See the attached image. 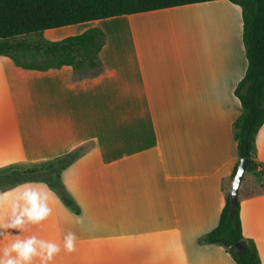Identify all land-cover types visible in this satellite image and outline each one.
<instances>
[{"label":"crops","instance_id":"1","mask_svg":"<svg viewBox=\"0 0 264 264\" xmlns=\"http://www.w3.org/2000/svg\"><path fill=\"white\" fill-rule=\"evenodd\" d=\"M199 10L215 11L219 20L211 28L187 22ZM95 25L105 41L103 69L94 76L76 79L69 65L26 69L0 55V175L86 145L61 172L78 212L42 181L0 190L9 193L0 223L10 222L21 185L47 186L52 209L23 231L0 229V253L36 235L61 246L51 264H237L225 247L198 238L217 225L238 160L233 123L242 108L234 88L247 65L241 7L210 0L41 36L60 40ZM254 160L264 165V121ZM238 202L242 234L264 264V173L245 172ZM68 232L77 236L73 252L63 249Z\"/></svg>","mask_w":264,"mask_h":264},{"label":"trees","instance_id":"2","mask_svg":"<svg viewBox=\"0 0 264 264\" xmlns=\"http://www.w3.org/2000/svg\"><path fill=\"white\" fill-rule=\"evenodd\" d=\"M210 0H0V55L26 69L46 70L69 65L76 79L99 74L102 63L99 53L104 33L92 27L85 31L50 41L41 35L46 29L81 22L133 14L155 9ZM241 7L242 42L247 65L243 77L234 88L242 111L233 123L238 160L248 159L247 172L256 173L254 160L255 135L264 121V0H229ZM37 34L36 41H16L19 36ZM92 70V72H87ZM86 149L79 146L54 161L41 166L11 170L0 175V188L26 181L45 182L71 210L79 206L61 181V172ZM200 244H218L227 249L237 264H261L255 244L243 236L239 202L233 207L229 193L217 225L198 238ZM241 242L236 252L233 244Z\"/></svg>","mask_w":264,"mask_h":264},{"label":"clouds","instance_id":"3","mask_svg":"<svg viewBox=\"0 0 264 264\" xmlns=\"http://www.w3.org/2000/svg\"><path fill=\"white\" fill-rule=\"evenodd\" d=\"M46 188L47 186L21 185L14 189L17 196L11 203L10 222L0 223V229L11 228L23 231L28 225L40 224L46 220L52 212L48 204ZM8 195L9 193H0V205ZM77 222L82 223L83 217H78ZM76 240L75 233H66L63 237V249L67 252L75 251ZM60 251L59 244L32 235L17 239L4 248L0 253V264H33L34 258L39 259V264H51Z\"/></svg>","mask_w":264,"mask_h":264},{"label":"water","instance_id":"4","mask_svg":"<svg viewBox=\"0 0 264 264\" xmlns=\"http://www.w3.org/2000/svg\"><path fill=\"white\" fill-rule=\"evenodd\" d=\"M248 165V159L242 158L239 160L234 176L232 177L231 187L229 189V201L231 205L234 207L238 202L239 195V187L242 183L244 174L246 172ZM233 248L236 252H240L242 250L241 242H236L233 244Z\"/></svg>","mask_w":264,"mask_h":264},{"label":"rangeland","instance_id":"5","mask_svg":"<svg viewBox=\"0 0 264 264\" xmlns=\"http://www.w3.org/2000/svg\"><path fill=\"white\" fill-rule=\"evenodd\" d=\"M201 10H204V9H201ZM207 11H210V10H206V11H202V12H200V10L199 11H197V12H193L192 13V16L194 17V18H192V19H190L189 21H187V22H189V23H192V24H194V26H195V24H197V26H198V22L200 21V22H202V21H205V19H209L211 16H215V17H217V13H214L215 11H213L212 13L213 14H209V13H206ZM214 19V18H213ZM206 21H209L208 23L209 24H207V22H205V23H203V24H201L202 26H205V27H212V22H210V21H212V20H206ZM184 25L185 26H188L186 23H184ZM215 25V24H214ZM94 27H97V28H100L102 31H103V33H104V37H105V32H104V30L102 29V27L100 26V25H95ZM190 29L189 30H191L193 27H191V26H188ZM92 28V27H91ZM196 29V28H195ZM39 39V36L37 35V34H30V35H25V36H19V37H17L16 38V41H26V42H30V41H36V40H38ZM104 41H105V38H104ZM87 72H92V70H89V71H87ZM3 188H5V187H1L0 188V190L1 189H3ZM228 193H229V189H228Z\"/></svg>","mask_w":264,"mask_h":264},{"label":"bare ground","instance_id":"6","mask_svg":"<svg viewBox=\"0 0 264 264\" xmlns=\"http://www.w3.org/2000/svg\"><path fill=\"white\" fill-rule=\"evenodd\" d=\"M218 12V11H217ZM206 13H209V14H213L212 13V10L211 11H207ZM214 13H216V12H214ZM214 18V19H213ZM206 20H209V19H205V21H202V22H208V21H206ZM210 20H212V21H210V22H215V23H217V21L219 20V17H218V15H217V17H213V16H211L210 17ZM208 24V23H207ZM219 25V24H218Z\"/></svg>","mask_w":264,"mask_h":264},{"label":"built area","instance_id":"7","mask_svg":"<svg viewBox=\"0 0 264 264\" xmlns=\"http://www.w3.org/2000/svg\"><path fill=\"white\" fill-rule=\"evenodd\" d=\"M256 171L260 174H263L264 173V165L260 164V163H257L256 165Z\"/></svg>","mask_w":264,"mask_h":264}]
</instances>
